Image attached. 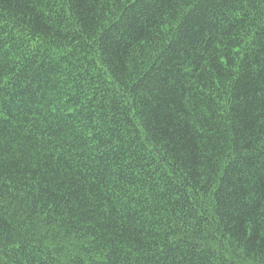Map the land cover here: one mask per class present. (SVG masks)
<instances>
[{
	"label": "trees",
	"instance_id": "trees-1",
	"mask_svg": "<svg viewBox=\"0 0 264 264\" xmlns=\"http://www.w3.org/2000/svg\"><path fill=\"white\" fill-rule=\"evenodd\" d=\"M262 181L264 0H0V264H264Z\"/></svg>",
	"mask_w": 264,
	"mask_h": 264
},
{
	"label": "snow or ice",
	"instance_id": "snow-or-ice-1",
	"mask_svg": "<svg viewBox=\"0 0 264 264\" xmlns=\"http://www.w3.org/2000/svg\"><path fill=\"white\" fill-rule=\"evenodd\" d=\"M133 3L136 2V0H132ZM244 156L249 157L252 154L250 152H246L243 148L237 149V156ZM237 162H241L240 160H237ZM264 182V181H262ZM247 188L248 190L245 191L244 189ZM232 195L235 197L234 203L239 202L240 208L245 215H251V213L254 211L253 208H251V205L256 201H264V193H261L259 197L256 196V190L254 188H249L247 184L244 185L243 188L240 190L233 192ZM259 206V205H257ZM262 212H264V208L261 209ZM164 249H160L161 253H164ZM147 255V254H145ZM157 264L159 262V256L156 257Z\"/></svg>",
	"mask_w": 264,
	"mask_h": 264
}]
</instances>
